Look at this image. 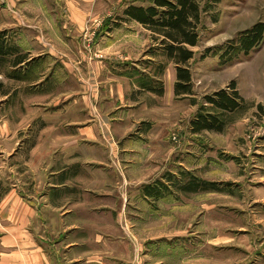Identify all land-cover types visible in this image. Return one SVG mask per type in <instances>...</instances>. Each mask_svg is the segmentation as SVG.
Listing matches in <instances>:
<instances>
[{
    "label": "rangeland",
    "instance_id": "rangeland-1",
    "mask_svg": "<svg viewBox=\"0 0 264 264\" xmlns=\"http://www.w3.org/2000/svg\"><path fill=\"white\" fill-rule=\"evenodd\" d=\"M198 1L211 10L188 65L194 95L174 94L172 63L160 77L163 96L137 91L123 78L121 89L142 104L132 109L124 99L128 108L119 115V126L130 125L123 134L131 143L145 146V154L152 156L137 164L139 170L147 171L146 180L141 195L132 192L133 204L128 201L124 208L123 241L140 248V260L147 255V260L161 264H264V202L258 201L264 199V38L249 53L243 50L249 31L264 23V0ZM130 4L147 5L148 0H0V32L7 31L23 53L54 55L40 62L29 59L17 68L10 64L1 68L0 158L7 153L12 159L22 155L27 170L21 175H25L28 192L54 182L53 158L30 169L33 150L42 132L54 133V117L63 110L64 117L77 116L68 113L71 105L62 103L67 98L70 103L80 100L89 71L107 79L110 63L125 61L137 84L146 72L153 77L157 65L166 63L159 54L151 55L150 49L159 44L148 31L120 20ZM233 82L245 109L229 114L228 126L221 133L193 134L190 123L203 97L228 89ZM54 102L59 103L58 109ZM111 105L118 103L113 100ZM104 107L98 110L103 113ZM72 109L78 114L79 109ZM111 117L108 121L114 133ZM143 130L150 136L143 133L144 140L138 138ZM121 159L129 164L126 160L133 158ZM14 164L17 175L19 161ZM119 174L114 173L117 180L122 179ZM191 176L219 183L222 191L185 193L181 186ZM108 177L114 179L113 174ZM158 180L165 185L162 197H148L145 186ZM143 194L148 201L142 200Z\"/></svg>",
    "mask_w": 264,
    "mask_h": 264
},
{
    "label": "crops",
    "instance_id": "crops-1",
    "mask_svg": "<svg viewBox=\"0 0 264 264\" xmlns=\"http://www.w3.org/2000/svg\"><path fill=\"white\" fill-rule=\"evenodd\" d=\"M53 57L48 52L37 57L29 55L30 60L35 58L34 62ZM119 62L110 63L112 71L107 79L89 71L84 81L87 86L80 90V100L70 103L67 98L62 103L71 105L66 108L68 113L77 116L64 117L63 110L54 117V133L40 134L33 150L32 167L29 166L36 170L44 159L53 158L54 182L49 187L28 192L25 175H21L27 170L22 155L16 154L17 158L12 159L7 153V157L0 158V264L163 263L147 260V255L140 260V248H131L123 241L124 208L128 201H133L132 192L140 194L146 180L147 171L139 170L137 164L142 158L150 160L152 156L145 154V146L131 143L130 137L123 134L130 125L119 126L122 122L119 115L128 108L124 99L126 104L133 105L132 109L142 104L121 89L123 78L143 92L127 71L128 63ZM113 100L117 106L111 105ZM58 104L54 102L55 109ZM101 105L105 106L103 113L98 110ZM72 108L79 109L78 114ZM108 109L112 111L109 114L113 115L114 133L109 125ZM143 133L150 137L143 130L138 138L144 140ZM122 140L127 144L122 145ZM122 156L133 159L126 160L129 164L124 163ZM14 161H19L17 175ZM115 172L120 173L121 180L116 179ZM108 174H113L114 179H109ZM142 200L146 202L149 198L143 194Z\"/></svg>",
    "mask_w": 264,
    "mask_h": 264
},
{
    "label": "trees",
    "instance_id": "trees-1",
    "mask_svg": "<svg viewBox=\"0 0 264 264\" xmlns=\"http://www.w3.org/2000/svg\"><path fill=\"white\" fill-rule=\"evenodd\" d=\"M210 10V6H203L198 0H148L147 5L130 4L125 8L120 20L138 24L148 31L152 40L159 44L157 48L150 49L151 55L159 54L166 59V63L157 65L153 77L150 76V72L142 75V80L137 82L140 89L163 96L165 88L161 78L167 64L172 63L176 68L174 94L194 95L192 74L188 65L194 59L193 48L200 43L201 33L205 27L204 20ZM263 38L264 23H258L249 31L248 40L244 42L245 53L258 47L263 42ZM28 60L29 54L23 53L20 47L12 43L7 31L0 32V74L3 65L10 64L11 67L17 68ZM202 102L190 123L193 134L223 132L228 126L227 116L246 107L235 82L228 89L204 96ZM193 104H197L196 100H193ZM171 178L172 176L169 175V179ZM161 187L164 188L165 185L160 180L145 186L146 195L154 198L162 197ZM181 190L185 193L222 191L219 183L207 182L193 176L181 186Z\"/></svg>",
    "mask_w": 264,
    "mask_h": 264
},
{
    "label": "built area",
    "instance_id": "built-area-1",
    "mask_svg": "<svg viewBox=\"0 0 264 264\" xmlns=\"http://www.w3.org/2000/svg\"><path fill=\"white\" fill-rule=\"evenodd\" d=\"M175 139V138H174Z\"/></svg>",
    "mask_w": 264,
    "mask_h": 264
}]
</instances>
